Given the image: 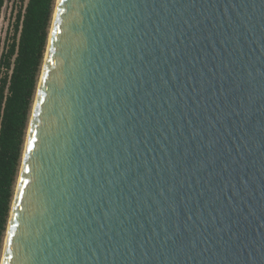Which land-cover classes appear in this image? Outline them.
Segmentation results:
<instances>
[{
    "label": "water",
    "instance_id": "obj_1",
    "mask_svg": "<svg viewBox=\"0 0 264 264\" xmlns=\"http://www.w3.org/2000/svg\"><path fill=\"white\" fill-rule=\"evenodd\" d=\"M0 264H264V0H57Z\"/></svg>",
    "mask_w": 264,
    "mask_h": 264
},
{
    "label": "trees",
    "instance_id": "obj_2",
    "mask_svg": "<svg viewBox=\"0 0 264 264\" xmlns=\"http://www.w3.org/2000/svg\"><path fill=\"white\" fill-rule=\"evenodd\" d=\"M55 2L19 0L0 52V260Z\"/></svg>",
    "mask_w": 264,
    "mask_h": 264
},
{
    "label": "rangeland",
    "instance_id": "obj_3",
    "mask_svg": "<svg viewBox=\"0 0 264 264\" xmlns=\"http://www.w3.org/2000/svg\"><path fill=\"white\" fill-rule=\"evenodd\" d=\"M18 7H19V0H4V5L0 10V52L2 51L3 46L5 45L6 36L8 35L9 30L12 29L11 24L14 20V16L16 14Z\"/></svg>",
    "mask_w": 264,
    "mask_h": 264
}]
</instances>
